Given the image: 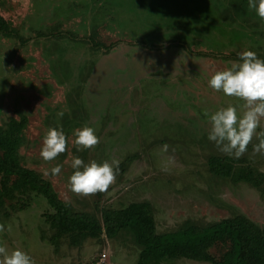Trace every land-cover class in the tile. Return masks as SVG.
Segmentation results:
<instances>
[{"label":"rangeland","instance_id":"1","mask_svg":"<svg viewBox=\"0 0 264 264\" xmlns=\"http://www.w3.org/2000/svg\"><path fill=\"white\" fill-rule=\"evenodd\" d=\"M0 15L21 37L0 33V128L27 120L21 164L50 181L71 211L103 223L106 210L147 203L159 234L240 216L264 230V155L253 150L259 140L254 135L238 159L225 155L207 139L204 115L243 104L208 86L213 69L231 68L243 50L264 59V22L247 0H0ZM85 125L99 143L77 151L72 133ZM49 127L62 129L67 144L45 162L40 149ZM256 131L264 132V117ZM74 156L119 161L115 182L105 192L72 193ZM218 158L230 159L237 173L252 172L261 186L217 175L210 161ZM57 164L62 172L54 177ZM7 204L12 215L0 217V246L28 253L34 264L140 260L142 247L129 231L80 246L63 237L56 251L45 197ZM225 250L209 252L220 258Z\"/></svg>","mask_w":264,"mask_h":264},{"label":"trees","instance_id":"2","mask_svg":"<svg viewBox=\"0 0 264 264\" xmlns=\"http://www.w3.org/2000/svg\"><path fill=\"white\" fill-rule=\"evenodd\" d=\"M0 33L21 41L18 32L1 15ZM26 125V119L14 120L8 129L0 128V217H11L8 202L34 193L45 197L54 211L45 217L55 232L50 240L56 251L63 237H69L71 245L80 246L89 239L97 240L103 235L115 239L129 231L142 247L138 264H165L180 259L210 264H264V230L243 216L206 227L188 225L176 232L159 234L147 203L106 210L103 223L89 213L71 211L50 181L21 164L18 152ZM230 162L227 158L212 159V171L222 177L252 183L256 188L261 186L262 182L252 172L237 173ZM217 245L226 249L220 258L209 252Z\"/></svg>","mask_w":264,"mask_h":264},{"label":"clouds","instance_id":"3","mask_svg":"<svg viewBox=\"0 0 264 264\" xmlns=\"http://www.w3.org/2000/svg\"><path fill=\"white\" fill-rule=\"evenodd\" d=\"M247 7L264 22V0H247ZM213 72L208 86L227 97L238 98L243 104H229L211 115L205 112L204 115L211 124L207 139L214 142L225 155L238 159L245 153L255 135L259 143L253 145V150L264 155V132L256 131L260 119L264 117V59L252 50H243L237 53V60L231 68L213 69ZM56 115L62 118L64 113L59 111ZM72 136L77 151L92 149L99 143L95 129L87 125L73 130ZM66 144L64 131L49 127L42 138L41 159L45 162L55 160L59 154L66 151ZM71 168L73 172L68 177V189L74 194L88 196L109 189L119 174V161L112 160L109 163L105 160L97 163L93 160L85 163L79 156H74ZM61 172L60 164L50 170L54 177ZM0 264H34V260L20 249L8 253L0 246Z\"/></svg>","mask_w":264,"mask_h":264},{"label":"built area","instance_id":"4","mask_svg":"<svg viewBox=\"0 0 264 264\" xmlns=\"http://www.w3.org/2000/svg\"><path fill=\"white\" fill-rule=\"evenodd\" d=\"M105 257H106V255L104 254V255H103V258H105Z\"/></svg>","mask_w":264,"mask_h":264}]
</instances>
